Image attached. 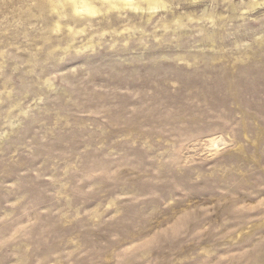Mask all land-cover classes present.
<instances>
[{
	"label": "rangeland",
	"instance_id": "rangeland-1",
	"mask_svg": "<svg viewBox=\"0 0 264 264\" xmlns=\"http://www.w3.org/2000/svg\"><path fill=\"white\" fill-rule=\"evenodd\" d=\"M0 264H264V0H0Z\"/></svg>",
	"mask_w": 264,
	"mask_h": 264
},
{
	"label": "bare ground",
	"instance_id": "bare-ground-1",
	"mask_svg": "<svg viewBox=\"0 0 264 264\" xmlns=\"http://www.w3.org/2000/svg\"><path fill=\"white\" fill-rule=\"evenodd\" d=\"M111 2L112 3H114V4H129V2H130V0H111ZM83 4L85 5V8L87 9V10H94L93 9V7L92 6H90L88 3H84L83 2ZM78 6V5H77ZM84 7V6H83ZM93 12V11H92Z\"/></svg>",
	"mask_w": 264,
	"mask_h": 264
}]
</instances>
